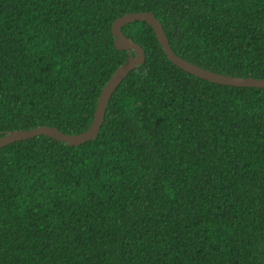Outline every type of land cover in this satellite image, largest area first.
Returning a JSON list of instances; mask_svg holds the SVG:
<instances>
[{"label": "trees", "instance_id": "1", "mask_svg": "<svg viewBox=\"0 0 264 264\" xmlns=\"http://www.w3.org/2000/svg\"><path fill=\"white\" fill-rule=\"evenodd\" d=\"M143 11L184 59L264 79V0H0V135L86 131L133 53L113 23ZM123 32L146 61L95 140L0 149V264H264V89L184 71L146 21Z\"/></svg>", "mask_w": 264, "mask_h": 264}, {"label": "water", "instance_id": "2", "mask_svg": "<svg viewBox=\"0 0 264 264\" xmlns=\"http://www.w3.org/2000/svg\"><path fill=\"white\" fill-rule=\"evenodd\" d=\"M136 21H146L153 27L158 40L169 60L184 71L201 79L221 85L264 89V79L221 74L200 67L199 65L179 56L172 49L163 24L154 13L148 11L127 13L115 20L112 31L115 38L116 47L119 50H126L129 52L133 51V53H130L127 61L117 68L111 79L104 86L99 98L94 120L90 127L83 133L74 135L64 133L58 128L51 126H40L31 130L4 132L0 135V149L12 143L25 141L40 135H46L57 141L69 143L72 146H79L87 141L95 140L104 123L106 112L113 94L121 85V83L127 78V76L138 66L143 65L146 61V54L143 47L129 39L123 32V28L126 25Z\"/></svg>", "mask_w": 264, "mask_h": 264}]
</instances>
